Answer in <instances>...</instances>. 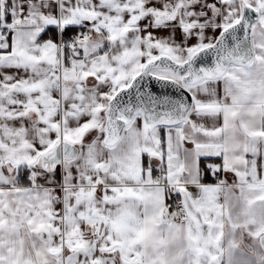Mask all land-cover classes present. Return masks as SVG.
<instances>
[{"label": "snow or ice", "instance_id": "1", "mask_svg": "<svg viewBox=\"0 0 264 264\" xmlns=\"http://www.w3.org/2000/svg\"><path fill=\"white\" fill-rule=\"evenodd\" d=\"M0 264H264V0H0Z\"/></svg>", "mask_w": 264, "mask_h": 264}, {"label": "water", "instance_id": "2", "mask_svg": "<svg viewBox=\"0 0 264 264\" xmlns=\"http://www.w3.org/2000/svg\"><path fill=\"white\" fill-rule=\"evenodd\" d=\"M153 87H154V88H156V87H158V86H156V85H153Z\"/></svg>", "mask_w": 264, "mask_h": 264}]
</instances>
